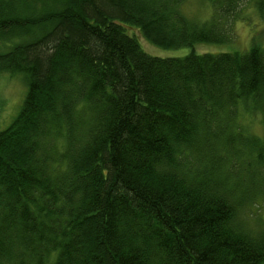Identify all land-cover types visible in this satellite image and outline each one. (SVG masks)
I'll list each match as a JSON object with an SVG mask.
<instances>
[{"label":"trees","instance_id":"trees-1","mask_svg":"<svg viewBox=\"0 0 264 264\" xmlns=\"http://www.w3.org/2000/svg\"><path fill=\"white\" fill-rule=\"evenodd\" d=\"M188 1L0 0V72L29 86L0 131V264H264L226 168L249 150L264 173L238 125L241 107L264 119V47L194 51L264 0H209L210 22ZM130 30L193 52L152 57Z\"/></svg>","mask_w":264,"mask_h":264},{"label":"rangeland","instance_id":"rangeland-1","mask_svg":"<svg viewBox=\"0 0 264 264\" xmlns=\"http://www.w3.org/2000/svg\"><path fill=\"white\" fill-rule=\"evenodd\" d=\"M253 5L252 3L241 12V19L233 23L230 42L222 45H198L194 48V51L198 54L246 53L251 49L254 41L264 47V10L261 14ZM184 10L189 18L198 22H210L213 19L214 9L209 0H189L184 6ZM130 31L141 41L139 42L143 50L152 57L181 58L193 52L190 48L162 49L146 41L137 31ZM128 34L132 36L129 32ZM0 50L6 51L2 46H0ZM28 91L26 74L0 72V131L7 129L20 114ZM262 116L261 112L244 107H241L238 116V125L243 129L245 136L258 138L261 140L260 144L264 143V119ZM245 152L246 154L241 158L230 155L226 168H228V177L229 175L231 177L229 181L232 187L239 183L242 186V190H238L239 194H245L244 189H248V196L252 198L254 204L256 203L250 205L247 216L251 221L250 223L256 225L257 228L259 225L264 226V173L259 171L258 159L250 156L249 150H245ZM231 162L239 164V167H235L237 164L232 165ZM253 163L252 168L248 170L251 166L247 165Z\"/></svg>","mask_w":264,"mask_h":264}]
</instances>
